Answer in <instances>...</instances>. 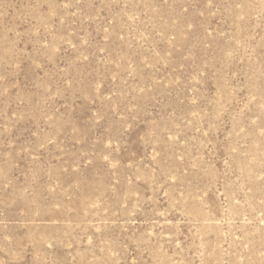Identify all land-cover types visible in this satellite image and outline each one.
Returning <instances> with one entry per match:
<instances>
[{
    "label": "rangeland",
    "instance_id": "rangeland-1",
    "mask_svg": "<svg viewBox=\"0 0 264 264\" xmlns=\"http://www.w3.org/2000/svg\"><path fill=\"white\" fill-rule=\"evenodd\" d=\"M0 264H264V0H0Z\"/></svg>",
    "mask_w": 264,
    "mask_h": 264
}]
</instances>
